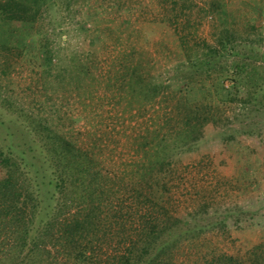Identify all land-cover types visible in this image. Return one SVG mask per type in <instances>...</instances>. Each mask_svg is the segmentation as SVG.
<instances>
[{"label": "rangeland", "instance_id": "1", "mask_svg": "<svg viewBox=\"0 0 264 264\" xmlns=\"http://www.w3.org/2000/svg\"><path fill=\"white\" fill-rule=\"evenodd\" d=\"M258 4L263 7L264 0H49L31 28L11 26L2 33L12 45L6 55L0 48V132L11 116L3 103L14 99L37 115H48L55 129L89 147L103 169L120 172L142 161L143 150L137 151L142 141H147L146 149L157 144L158 139L150 140L151 131L164 125L166 113L172 115V105L182 97L178 89L183 81L174 70L187 57L188 44L183 46L181 39L197 43L193 51L201 53L209 45L219 48L218 39L232 37L229 52L216 53L218 67L245 63L240 73L256 68L263 78H248L246 83L263 89L244 105L220 103L223 134L233 138L229 151L223 162L209 160L203 152L182 156L185 178L171 184L176 187L172 205L191 212L215 199L202 221L231 211L246 216L259 210L261 216L248 228L232 222L224 229L209 224L188 242L186 258L187 264H194L206 245L245 256L248 248L264 242V156L258 144L253 145L258 138L264 144V15L257 11ZM36 50L40 58L33 57ZM139 59L149 80L170 84L161 95L139 94L138 86L131 93L123 81L126 64ZM203 77L207 83L208 77ZM235 77L226 78L225 86L231 87ZM17 123L10 126L19 135ZM27 139L21 136L20 142ZM196 245L203 246L198 255Z\"/></svg>", "mask_w": 264, "mask_h": 264}, {"label": "trees", "instance_id": "2", "mask_svg": "<svg viewBox=\"0 0 264 264\" xmlns=\"http://www.w3.org/2000/svg\"><path fill=\"white\" fill-rule=\"evenodd\" d=\"M47 1L0 0L3 54H9L12 43L2 33L10 32L11 26L31 28ZM220 6H225L224 1ZM260 10L263 16L264 6L258 4ZM231 41L232 37L218 39L219 48L209 45L199 53L193 51L197 43L181 39L189 49L186 60L174 67L183 81L178 87L182 97L172 105V115L166 113L163 126L155 131L147 128L154 133L151 142L158 139L157 144L146 149L147 141H142L137 147L143 150L142 161L120 172L103 169L89 147L55 129L48 115H37L7 98L3 104L11 114L10 124L19 122L15 130L28 139L20 142V134L6 122L5 131L0 132V264H187L188 242L199 238L209 224H220L221 229L229 222L250 227L261 216L259 210L244 211L246 216L243 211H231L202 221L204 211L216 205L215 199L191 212L172 205L176 187L171 184L185 178L181 176L184 164H179L182 156L188 159L203 152V157L223 162L229 151L233 138L223 134L220 103L244 105L260 88L246 83L248 78H263L256 68L240 73L243 64L218 67L216 53L218 49L228 53ZM22 48L27 52V44ZM38 51L33 57L40 58ZM44 56L48 60L49 55ZM139 64L140 59L126 64L121 75L131 93L138 86L139 94L156 97L168 89L170 84L149 80ZM203 76L208 77L207 83ZM232 76L236 81L226 87V78ZM259 140L253 145L258 144L264 156ZM34 158L39 162L32 163ZM228 215L234 219H226ZM196 246L198 255L203 246ZM206 246L194 264H264V242L245 248V256Z\"/></svg>", "mask_w": 264, "mask_h": 264}]
</instances>
